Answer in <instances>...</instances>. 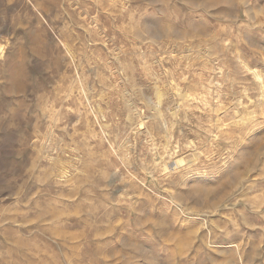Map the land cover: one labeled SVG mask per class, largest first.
<instances>
[{
	"label": "rangeland",
	"instance_id": "374dc122",
	"mask_svg": "<svg viewBox=\"0 0 264 264\" xmlns=\"http://www.w3.org/2000/svg\"><path fill=\"white\" fill-rule=\"evenodd\" d=\"M0 45V264H264V0H0Z\"/></svg>",
	"mask_w": 264,
	"mask_h": 264
},
{
	"label": "bare ground",
	"instance_id": "6f19581e",
	"mask_svg": "<svg viewBox=\"0 0 264 264\" xmlns=\"http://www.w3.org/2000/svg\"><path fill=\"white\" fill-rule=\"evenodd\" d=\"M1 46V45H0ZM258 76L260 77V79H262V81H263V83H264V77L261 75V74H259L258 73ZM193 96V95H192ZM160 101H161V95H160ZM251 111V110H250ZM255 111V110H254ZM253 113H251V114H249V115H252ZM247 115H248V112H247ZM248 115V116H249ZM248 116H247V119H248ZM255 116V115H254ZM252 118V117H251ZM250 117H249V120L251 119ZM240 120H241V122H243V123H246V119H245V117H241L240 118ZM239 119L235 122V124L237 123L238 124V122L240 121ZM254 120V119H253Z\"/></svg>",
	"mask_w": 264,
	"mask_h": 264
}]
</instances>
